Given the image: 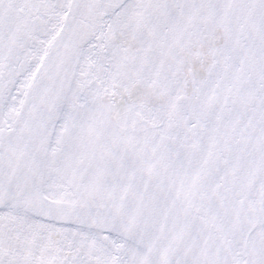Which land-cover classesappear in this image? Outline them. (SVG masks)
<instances>
[{
    "label": "snow or ice",
    "instance_id": "obj_1",
    "mask_svg": "<svg viewBox=\"0 0 264 264\" xmlns=\"http://www.w3.org/2000/svg\"><path fill=\"white\" fill-rule=\"evenodd\" d=\"M0 264H264V0H0Z\"/></svg>",
    "mask_w": 264,
    "mask_h": 264
}]
</instances>
